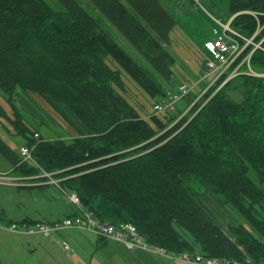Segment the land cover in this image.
Returning <instances> with one entry per match:
<instances>
[{"label":"trees","instance_id":"1","mask_svg":"<svg viewBox=\"0 0 264 264\" xmlns=\"http://www.w3.org/2000/svg\"><path fill=\"white\" fill-rule=\"evenodd\" d=\"M161 1L0 0V96L14 118L1 106L0 116L24 140L22 146L35 144L33 165L19 163L18 152L0 139V155L12 167L6 175L34 183L42 182V172H56L64 178L61 186L94 217L114 226L131 224L148 246L166 253L232 260L248 255L261 263L264 77L249 74L243 64L182 117L186 109L155 114L153 106L176 88L169 86L176 22ZM227 12L219 22L230 20L231 29L259 44L246 46L237 63L251 53V71L264 74V0H227ZM132 89L145 95L143 102L132 98ZM18 92L64 104L90 135L45 139L17 113ZM190 190L209 193L236 213L238 223L225 232ZM76 215L74 209L65 218ZM0 221L12 224L1 210ZM25 222L37 221L18 223Z\"/></svg>","mask_w":264,"mask_h":264},{"label":"rangeland","instance_id":"2","mask_svg":"<svg viewBox=\"0 0 264 264\" xmlns=\"http://www.w3.org/2000/svg\"><path fill=\"white\" fill-rule=\"evenodd\" d=\"M183 1H185L189 11L188 15H185L167 1L163 4V8L174 17L177 24L176 30L179 31L178 34L173 35L172 47L170 48L176 57L173 72L175 76L183 73L188 74L190 80L196 82L198 80V75L195 73L197 62L188 59L187 54L189 55L191 52L193 57V53H196V45L202 49L203 43L211 40L213 28H218L215 23L217 24L222 19L219 15L227 16V0H209L213 4L212 7L198 0H193L194 3L190 0ZM213 18H216L217 22ZM183 33L186 35V41L180 37V34ZM187 38L190 39L189 42ZM122 43L131 56L137 57L141 61L134 50L124 42ZM199 67L201 69L202 65ZM254 76L264 77V74H255ZM201 85L204 86V84ZM132 91V98L137 102H143L142 96L145 97V95H141L136 89H132ZM235 100L240 101V97L235 96ZM187 102L186 99L177 101L175 103L176 110L179 112L184 111L188 107ZM0 106L8 118H14V109L2 96H0ZM14 106L17 113L21 114L24 122L30 128L38 129L45 139L50 140L61 137L70 141L74 137L90 135L84 124L64 104L56 103L48 97H38L18 92ZM146 110L150 111L149 105L146 106ZM64 128L69 133L65 132ZM0 139L13 151H17L19 144L24 141L16 135L12 124L3 116H0ZM10 168V164L0 155V174L8 173L6 171ZM249 178L256 182L252 171L249 172ZM2 182L8 183L11 181L2 179ZM39 184L40 182L31 183L28 181H20L16 186L0 184V210L3 215L13 221H19L23 218L35 219L38 216L50 221L53 218H62L74 211L73 206L69 204L57 188L54 186L43 188L38 186ZM190 193L211 219L225 232H227V227L238 223L236 213L227 206H221L209 193L205 191L201 193L191 191ZM5 223L0 221V226L8 224ZM8 233L12 234V232L0 229V264H89L91 257L93 264L95 261L97 263L112 264L111 251L113 252V250L110 248L111 246L96 251L94 243L97 241V236L89 232H82L88 239L86 243L78 245L66 242L70 251L61 248L59 243L62 240L58 235L54 237V242L38 235H21L14 238Z\"/></svg>","mask_w":264,"mask_h":264},{"label":"built area","instance_id":"3","mask_svg":"<svg viewBox=\"0 0 264 264\" xmlns=\"http://www.w3.org/2000/svg\"><path fill=\"white\" fill-rule=\"evenodd\" d=\"M213 20L216 21L214 18ZM229 23L230 20L225 24L217 22L219 25V30H213L211 40L205 43L206 54L202 60L203 69L201 74L198 76V80L196 81L198 84H204L203 89L198 95L188 101V107L180 117L185 115L209 89L216 85V83L225 73L228 72V75L216 87L211 96L217 92L229 79L238 75L240 73V67L243 64H246L249 68V74L255 75L249 67L251 53L246 55L239 63H237V60L242 55L245 47L248 45H254L252 38H244L236 31L231 29ZM240 40L244 41L243 45L240 44ZM254 48H259V44H255ZM195 85V83L191 85L180 84L176 86L173 91L167 92L164 99L153 106L154 113L166 114L175 112V103L180 99H185ZM208 99L205 102H207ZM33 138L37 140L39 135L35 133ZM34 147L35 144L31 146H21L18 149V154L20 157L19 163L35 164L32 158V151ZM56 174V172H42V174L39 176L43 179L40 184L54 186L57 188L58 191L67 199L69 204L72 205L73 208L78 212V215L72 218H64L60 221H55L52 223L40 221L34 223H12L6 226H0V229L28 236L38 235L42 236L43 238L51 239L52 241H55L54 237L59 235L62 231L82 230L97 237L117 243L128 251L143 249L156 254L160 253L167 258L185 264H264V261L261 263H255L248 255H244L241 260H232L228 258H210L200 254L189 255L183 253L179 255H173L166 253L163 249L150 247L142 240L136 229L131 224H120L118 226H114L109 223L102 222L98 218L94 217L91 212L86 211L82 207L78 196L74 192H69L61 186V182L64 180V178H56ZM2 179H9L11 182H2ZM20 181L21 179L11 178L6 174H0V184H11L16 186ZM59 244L63 250L70 251V248L66 242L61 241Z\"/></svg>","mask_w":264,"mask_h":264},{"label":"crops","instance_id":"4","mask_svg":"<svg viewBox=\"0 0 264 264\" xmlns=\"http://www.w3.org/2000/svg\"><path fill=\"white\" fill-rule=\"evenodd\" d=\"M165 1H167L168 3H171L174 7H176L180 11H182L185 15L189 14V11H188V9H187V7L185 5L186 4L185 1H183V0H162L161 1L162 6H163ZM208 1L209 0H199V2H201V3L203 2V4L207 3V4H209L212 7L213 4L210 1L208 3ZM219 16L222 19L225 18L222 15H219ZM176 29H177V24L175 25V28L171 32V44H172V40H173V35H176L179 32ZM180 37L184 41H186L185 40L186 39V35L184 33L182 35L180 34ZM187 41L189 42L190 39L187 38ZM181 42H183V41L181 40ZM205 42H207V41H205ZM171 47H172V45H170V48ZM185 48H187V47L185 46ZM202 48H203V45H202ZM172 50H174V49L172 48ZM186 53H187V50H186ZM189 55L187 54L188 59H191L192 62H197L195 64L196 65L195 73L199 76L201 74V72H202V70L200 69L199 66L202 64V60L204 58V51H203V49H200L199 46L196 45V53H193V57L191 55V52H190ZM194 83L196 85L190 91L189 95L185 98L187 101H190L191 98H193L194 96L198 95L199 92L203 89L201 83L198 84L196 82H192V80H190V78H189V75L188 74L185 75V73H183V74H177L176 76L174 74L171 82L169 83V86L171 87V89H174L176 86H178L180 84L191 85V84H194ZM63 130L65 132H68L65 128ZM22 145H23V143H20L19 146H18V149ZM18 149H17V152H18ZM11 169H12V167L6 172L9 173L11 171ZM6 172H4V173H6ZM11 178H17V179H21V181H26L25 177L12 176ZM41 187L47 188L49 186H41ZM72 213H69L66 216L62 217V218H53L50 221L44 220V218L42 216H38L35 219L23 218V219H21L19 221H13L10 218H7V219L10 222H12V223H18V222H20L22 220H31V221H40V222H45V223H51V222H54V221H58V220L64 219L65 217L71 215ZM82 232L87 233L86 231H82V230H65L64 232L60 233L58 236L61 238V240L63 242H67V243H71L72 242L74 244H78L79 245L80 243L82 244L84 242L85 243L88 242V239L82 234ZM8 234L13 236L14 238H18V236H21V235L25 236L23 234H17V233H12V234L8 233ZM94 245H95L94 248H95L96 251L97 250H101V249H105L107 246H111L110 248L113 250V252L111 251V257L113 259L112 260V264H185V263H182V262L167 258V257L163 256L160 253L156 254V253H153L151 251H147V250H143V249H135V250H132V251H128L123 246H121V245H119L117 243L108 241V240H106L104 238L102 239L101 237H97V241L94 243ZM90 260L91 261L89 262V264H93L92 263V260H93L92 257L90 258ZM103 263L102 262L101 263H97L95 261L94 264H103Z\"/></svg>","mask_w":264,"mask_h":264}]
</instances>
